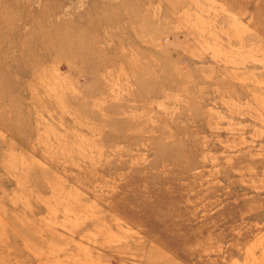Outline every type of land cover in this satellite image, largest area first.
<instances>
[{"label":"rangeland","instance_id":"rangeland-1","mask_svg":"<svg viewBox=\"0 0 264 264\" xmlns=\"http://www.w3.org/2000/svg\"><path fill=\"white\" fill-rule=\"evenodd\" d=\"M0 264H264V0H0Z\"/></svg>","mask_w":264,"mask_h":264}]
</instances>
